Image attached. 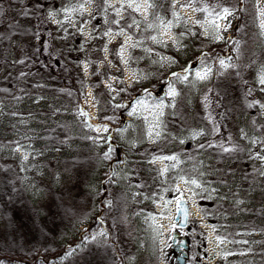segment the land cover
<instances>
[{"label": "rangeland", "instance_id": "374dc122", "mask_svg": "<svg viewBox=\"0 0 264 264\" xmlns=\"http://www.w3.org/2000/svg\"><path fill=\"white\" fill-rule=\"evenodd\" d=\"M137 3L142 5L139 12L127 7V0H57L56 8L48 12V21L57 43L68 46L74 70L71 80L73 101L62 100L47 84L45 87L37 84L29 95L0 97V139L8 141L1 145V156L10 158L17 165L22 183L30 192L64 183L65 177L60 175L58 161L62 149L54 147L49 140L48 129H44L51 122L67 133L94 141L97 149L105 147L107 157H111L113 148H116L125 159L128 150H135L138 144L154 148L155 153L161 154L152 156L145 163L146 173L156 177L160 183V191L156 195H141L135 186V181L141 177H134V172L124 164V160L119 161L117 167H113L109 160L104 179L96 182L94 189L109 178V196L118 194L122 202L109 207L107 221L88 232L83 242L70 244L66 253L58 254L49 264H59L65 259L68 264H105L104 254L93 252L102 249L111 235L121 250L120 264H152L153 257L160 261L178 191H183L195 208L203 204L207 209L209 202L223 198L222 189L209 187L212 181H216L213 177L217 174L212 168L216 163L210 160V150H207L211 148L208 139L212 126L215 124L222 128V121L217 117L212 123L206 116L203 123L197 124L189 110L190 103L199 95L203 99L205 96L210 99L213 94L218 98L215 93L209 96L200 92L201 87L210 84L215 74L232 75L234 69L240 68L239 77H243L253 98L251 107L256 111L261 131L254 130L249 123L251 111L241 110L232 115L227 109L223 111L231 118L233 116L231 123H235L238 139L251 153L248 163L254 167V177L263 182L264 190V159L259 158L264 157V108L261 107L264 105V85L259 83L260 75L264 74V0H149L153 7L146 12L144 0H137ZM181 5L187 7L182 8ZM224 8L231 12L226 18H222ZM174 12L178 13L179 19L173 15ZM133 20L138 22V26L133 24ZM169 22L171 26L165 28ZM149 24L152 27H148ZM153 36L156 40L152 39ZM217 36L221 38L217 39ZM93 37L95 41L103 37L105 42L101 51L103 61L97 67L102 76L107 67L114 75L120 73L127 87L160 78L164 82L167 76L170 79L159 100L155 101V94L151 92L149 96L133 101L126 114L125 126L116 131L100 124L97 99L102 96H96V89L88 85L91 66L84 53ZM115 44L117 47L110 50L108 46ZM221 59L227 68L221 67ZM205 67H209L211 72L208 79L200 81L196 73ZM174 73L186 75L188 79L178 80ZM102 85L113 95H118L120 83L116 77L103 80ZM170 85L178 93L174 108L167 106L173 103L168 96ZM183 100L186 106L182 108ZM138 101H143V106ZM161 102L165 105L163 115L157 116ZM134 109L135 114L129 115ZM219 110L217 104L216 115ZM201 131L203 135L194 136ZM216 140L222 143L220 133H217ZM169 142H173V148L167 147ZM185 180H196L200 187L185 184ZM216 184L221 185L217 181ZM94 216L86 218L87 224L79 226V229H86ZM111 220L116 223H111ZM260 233L257 236L246 234L237 244L230 241L228 255L218 263L214 262V252L210 261L213 264L264 262V229ZM254 237L257 243L250 242ZM212 242L215 244L213 238ZM15 264H42V261L29 263L19 260Z\"/></svg>", "mask_w": 264, "mask_h": 264}, {"label": "trees", "instance_id": "16d2710c", "mask_svg": "<svg viewBox=\"0 0 264 264\" xmlns=\"http://www.w3.org/2000/svg\"><path fill=\"white\" fill-rule=\"evenodd\" d=\"M56 6L57 0H0V97L29 95L37 88V84H44V87L47 84L53 89V94L62 100L73 101L71 80L74 70L68 46L57 43L53 27L48 21V12ZM104 46L103 37L100 41H95L93 37L92 43L85 47L84 57L91 66L88 85L96 89V96H102L100 99L96 98L99 104L98 120L100 124L116 131L125 126L126 114L133 101L149 96L151 92L155 94L153 99L159 100L170 79L167 76L164 82L160 78L150 83L127 87L121 74L114 75L107 67L102 76L101 71L97 72V67L103 61L101 51ZM108 47L113 51L117 45ZM113 58L112 55V60ZM116 65L119 67L118 63ZM239 71L240 68H236L232 75L215 74L210 84L201 87L200 92L204 95L215 93L218 97L216 99L214 94L210 96L207 107L201 95L192 100L191 107L188 106L190 116L195 118L197 124L203 123L209 115L212 121L217 117L218 121H222V128L219 127L218 132H209V144L214 145L207 149L211 155L207 154L208 157L212 162L214 160L221 173L228 165H240L244 161V148L238 139L235 123H231L233 116L231 118L223 109H227L231 115L241 110L248 113L251 111L248 121L254 130L259 129L256 111L249 106L253 98L246 89L243 77H239ZM112 76L120 83L118 95H113L102 85L103 80H109ZM217 104L221 109L218 115L215 114ZM180 106H186L185 100ZM44 129H48L49 140L54 147L62 149V156L58 161L60 175L65 177L64 183L39 192L28 191L22 183L17 165L10 158L2 157L0 149V264H15L19 260L49 264L58 254L66 253L70 244L83 242L88 232L107 221L109 207L122 202L118 194L109 196V178L98 189H94V184L104 179L109 160L114 164L113 167L124 160V164L134 172V177H141L135 181L141 195H156L160 191L159 181L148 175L145 167L149 158L161 155L155 153L154 148L138 144L135 150H128L125 159L119 149L113 148L112 156L106 157V148L97 149L95 142L87 137L67 133L52 122ZM217 133L221 134L222 143L216 140ZM6 143L8 141L0 139V148ZM221 145L233 150L226 153ZM167 147L173 148V142H169ZM106 198L109 199L108 203ZM262 207L264 216V195ZM93 215V222L86 229H79V226L87 224L86 218ZM82 253L84 256L83 251ZM93 253L104 254L105 264L121 262V250L116 246L113 235L102 249ZM79 259L80 256L77 260ZM74 263L76 262H72ZM59 264H68L67 259Z\"/></svg>", "mask_w": 264, "mask_h": 264}, {"label": "flooded vegetation", "instance_id": "af4514ba", "mask_svg": "<svg viewBox=\"0 0 264 264\" xmlns=\"http://www.w3.org/2000/svg\"><path fill=\"white\" fill-rule=\"evenodd\" d=\"M258 130H262L261 125ZM250 156L251 153L244 148V161L240 165H228L223 173L216 164H212L217 174L213 179L221 185H215L216 181H212L209 187L222 189L224 194L223 198L209 202L207 209L203 208V204L202 207H193L183 191H178L167 240H164V250L160 252L161 260L153 257L155 260L152 264L219 263L228 255L230 241L231 244H237L244 235L257 236L264 229L263 182L254 177V167L248 163ZM180 188L184 190L182 186ZM178 199L183 200L186 207L185 220L181 211L177 213ZM212 238L215 244H212ZM250 242L257 243L256 237ZM214 252V262H211Z\"/></svg>", "mask_w": 264, "mask_h": 264}, {"label": "snow or ice", "instance_id": "6c2138e0", "mask_svg": "<svg viewBox=\"0 0 264 264\" xmlns=\"http://www.w3.org/2000/svg\"><path fill=\"white\" fill-rule=\"evenodd\" d=\"M122 7H123V5H122ZM127 7L132 8L134 11L139 12V11L141 10L142 5H141L140 3H137V0H127ZM151 7H153V5H152L151 3H149V0H144L143 8H144L145 12L147 11L148 8H151ZM173 7H175V3L173 4ZM181 7L184 8V7H187V5H181ZM194 10H197V9H194ZM0 14H2V13H0ZM223 14H224V15H223L222 18H226L227 15H231V12H230L229 9L224 8V9H223ZM173 15H174L177 19H179V15H178V13H175V12H174ZM116 23H118V21H117ZM162 23H163V22H162ZM133 24H137V26H138V22L135 21V20H133ZM131 26H132V25H129V27H131ZM170 26H171V22H169L167 25H165V28H168V27H170ZM148 27H152V25L149 24ZM216 27H217V29H219V25H217ZM262 27H264V25H262ZM225 30H226V29H225ZM220 38H221V37L217 36V39H220ZM129 39H131V37H129ZM152 39H153V40H156V37L153 36ZM133 46H135V45H133ZM219 64L221 65V67H224V68H227V67H228V65L225 64V61H224L223 59L219 60ZM210 72H211V69H210L209 67H205L202 71L196 73V78H197L198 80H200V81H204V80L208 79ZM173 75L176 76L177 79H178V80H181V81H184V80H187V79H188V77H187L186 75H183V76H182L181 74H175V73H174ZM259 83H260L261 85H264V74H261V75H260V77H259ZM262 90H264V89H262ZM177 95H178V93H177L176 89L173 88V87L170 85V86H169V91H168V96L172 99L173 103L167 105L168 107H173V108L175 107V103H174V101H175V98L177 97ZM204 100H205V106L207 107L208 104L210 103V101H209V99H208L207 96L204 97ZM137 103H138L139 105H141V106H143V104H144L143 101H138ZM249 106L251 107V105H249ZM164 107H165V105H164L162 102L158 105V108L160 109V111L156 114L157 116H162V115H163V108H164ZM261 107L264 108V105H261ZM133 114H135V109L133 110V112H130V113H129V115H133ZM207 119L209 120V122H213V121H212V117H211V115H209V116L207 117ZM105 130H107V129H105ZM212 131H213V132H218V131H219L218 126H216V125L214 124ZM203 134H204V133L201 131V132H199V133H195L194 136H195V135H203ZM182 142H183V141H182ZM253 143H255V141H253ZM209 146H212V145H209ZM200 147H204V146L201 145ZM221 147L223 148V151L226 152V153L229 152V151H232V150H233V149H230V148H228V147H224L223 145H221ZM107 155H108V154L106 153L105 156L107 157ZM259 158H260V159H264V157H259ZM162 159H171V160H174V159H176V158H175V157H163ZM182 179H183V178H182ZM183 182H184L185 184H187V183H191V184L195 185L196 187H200V185L198 184V182H197L196 180H191V181H187V180H185V181H183ZM218 239H219V238H218ZM220 242H222V241H220Z\"/></svg>", "mask_w": 264, "mask_h": 264}, {"label": "water", "instance_id": "95a60500", "mask_svg": "<svg viewBox=\"0 0 264 264\" xmlns=\"http://www.w3.org/2000/svg\"><path fill=\"white\" fill-rule=\"evenodd\" d=\"M177 206H178L177 213H179L181 211L182 212V215H183V219L185 220V217H186V207L184 205L183 200L178 199L177 200ZM180 225L183 226V224H180Z\"/></svg>", "mask_w": 264, "mask_h": 264}]
</instances>
